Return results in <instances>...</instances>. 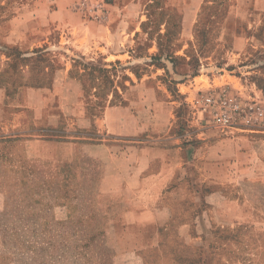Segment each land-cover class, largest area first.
Listing matches in <instances>:
<instances>
[{
    "label": "rangeland",
    "instance_id": "obj_1",
    "mask_svg": "<svg viewBox=\"0 0 264 264\" xmlns=\"http://www.w3.org/2000/svg\"><path fill=\"white\" fill-rule=\"evenodd\" d=\"M17 1L0 0V35L17 30ZM61 1L68 5L64 32L77 42L60 43L59 50L44 44L34 51L29 50L34 37L20 51L11 43L4 59L11 68L9 81L47 82L70 66L75 76L111 98L132 81L161 82L176 92L184 73L228 69L235 76L229 78L232 85L215 94L258 100L249 86L264 85V0ZM26 11L31 20L18 26L19 32L43 38L57 33L55 26L41 23L48 10H39L38 19ZM96 31L107 36L115 56L83 53L86 33ZM260 98L264 108V92ZM32 133L57 136L59 145L45 149L41 160L17 147L0 154V264H264L261 222L235 227L210 247L176 232L162 233L155 247H138L135 233H115L117 222L121 228L124 221L115 216L120 209L100 201L99 163L75 154L67 167L64 130H26L27 136Z\"/></svg>",
    "mask_w": 264,
    "mask_h": 264
},
{
    "label": "crops",
    "instance_id": "obj_2",
    "mask_svg": "<svg viewBox=\"0 0 264 264\" xmlns=\"http://www.w3.org/2000/svg\"><path fill=\"white\" fill-rule=\"evenodd\" d=\"M16 6L17 30L0 35V154L17 147L41 160L45 149L58 148L57 136H27L26 130H64L66 166L75 154L99 163L100 201L120 209L115 216L124 221L121 228L117 222L115 233H135L138 247H155L162 233L176 232L205 248L235 227L264 223V122L222 126L192 104L199 95L232 85L229 78L235 76L228 69L184 73L176 92L165 83L132 81L111 98L75 76L70 66L47 82L14 83L4 63L11 43L20 51L34 37L29 46L34 51L44 44L59 50L60 43L77 42L64 32L66 2L18 0ZM38 9L48 10L41 23L56 27L53 37L19 32L18 26L31 20L26 10L38 19ZM85 36L83 53L115 56L105 34ZM200 77L204 80L198 82ZM254 84L249 88L261 103L264 85Z\"/></svg>",
    "mask_w": 264,
    "mask_h": 264
},
{
    "label": "built area",
    "instance_id": "obj_3",
    "mask_svg": "<svg viewBox=\"0 0 264 264\" xmlns=\"http://www.w3.org/2000/svg\"><path fill=\"white\" fill-rule=\"evenodd\" d=\"M193 105L199 110L210 112L213 119L222 126H254L264 118V108L256 100L240 102L226 92L196 98Z\"/></svg>",
    "mask_w": 264,
    "mask_h": 264
}]
</instances>
